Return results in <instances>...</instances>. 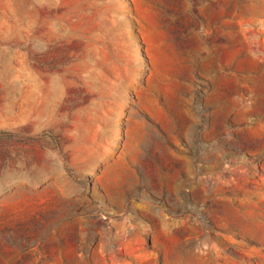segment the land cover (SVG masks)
Here are the masks:
<instances>
[{"label":"rangeland","instance_id":"374dc122","mask_svg":"<svg viewBox=\"0 0 264 264\" xmlns=\"http://www.w3.org/2000/svg\"><path fill=\"white\" fill-rule=\"evenodd\" d=\"M0 264H264V0H0Z\"/></svg>","mask_w":264,"mask_h":264}]
</instances>
